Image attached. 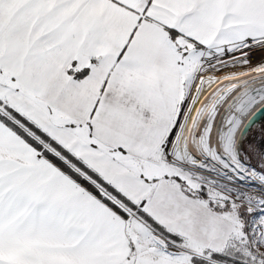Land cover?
<instances>
[{
	"label": "snow or ice",
	"instance_id": "obj_1",
	"mask_svg": "<svg viewBox=\"0 0 264 264\" xmlns=\"http://www.w3.org/2000/svg\"><path fill=\"white\" fill-rule=\"evenodd\" d=\"M260 117L264 0H0V264H264Z\"/></svg>",
	"mask_w": 264,
	"mask_h": 264
},
{
	"label": "rangeland",
	"instance_id": "obj_2",
	"mask_svg": "<svg viewBox=\"0 0 264 264\" xmlns=\"http://www.w3.org/2000/svg\"><path fill=\"white\" fill-rule=\"evenodd\" d=\"M257 60H260L259 56H257L252 63H254V61H257ZM252 66V65H251ZM248 67V66H246ZM241 68H244V67H237V68H234V69H241ZM228 70H233V69H226L225 71H228ZM218 74V73H217ZM264 135V117H261L256 124H254L252 126V128L249 130V133H248V137H247V140L249 139H253L254 137H260L261 139V136ZM246 140V141H247Z\"/></svg>",
	"mask_w": 264,
	"mask_h": 264
},
{
	"label": "bare ground",
	"instance_id": "obj_3",
	"mask_svg": "<svg viewBox=\"0 0 264 264\" xmlns=\"http://www.w3.org/2000/svg\"><path fill=\"white\" fill-rule=\"evenodd\" d=\"M260 60H257V61H254V63H252V67H254L257 63H259ZM247 68L248 67H244V68H241V69H233V70H228V71H234V72H243V71H247ZM223 73H218L217 75H222ZM252 75H255V73H252ZM217 85H213L212 88H215ZM212 89H209V92L211 91ZM250 118V117H249ZM245 123H247V121H245Z\"/></svg>",
	"mask_w": 264,
	"mask_h": 264
},
{
	"label": "trees",
	"instance_id": "obj_4",
	"mask_svg": "<svg viewBox=\"0 0 264 264\" xmlns=\"http://www.w3.org/2000/svg\"><path fill=\"white\" fill-rule=\"evenodd\" d=\"M252 141L259 142L260 137H254L253 139H249V140L245 141V143L247 144L248 142H252Z\"/></svg>",
	"mask_w": 264,
	"mask_h": 264
},
{
	"label": "water",
	"instance_id": "obj_5",
	"mask_svg": "<svg viewBox=\"0 0 264 264\" xmlns=\"http://www.w3.org/2000/svg\"><path fill=\"white\" fill-rule=\"evenodd\" d=\"M260 118H261V117H260ZM260 118H259V119H260ZM259 119H258V120H259ZM258 120H257V121H258Z\"/></svg>",
	"mask_w": 264,
	"mask_h": 264
}]
</instances>
